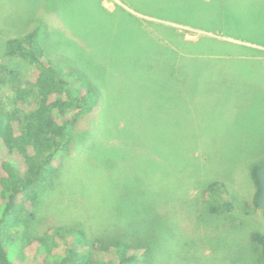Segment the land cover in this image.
Returning a JSON list of instances; mask_svg holds the SVG:
<instances>
[{"label": "rangeland", "instance_id": "obj_1", "mask_svg": "<svg viewBox=\"0 0 264 264\" xmlns=\"http://www.w3.org/2000/svg\"><path fill=\"white\" fill-rule=\"evenodd\" d=\"M36 24L51 34L56 62L73 65L70 54H82L106 91L94 132L77 137L60 180L41 189L29 234L75 223L109 230L118 216L150 235L152 264H258L250 231L262 218L250 167L264 158V62L176 57L169 77L171 63L152 43L158 34L143 25L201 37L189 48L202 57L212 36L264 51V0H0V44ZM8 95L0 87L3 102ZM211 180L235 196L233 212L213 215L201 204ZM146 188L157 192L150 208L133 205L131 194ZM41 247L17 238L8 255L41 264Z\"/></svg>", "mask_w": 264, "mask_h": 264}, {"label": "trees", "instance_id": "obj_2", "mask_svg": "<svg viewBox=\"0 0 264 264\" xmlns=\"http://www.w3.org/2000/svg\"><path fill=\"white\" fill-rule=\"evenodd\" d=\"M143 26L146 31L158 34L152 43L170 61L169 77L175 72L176 57L193 56L197 61L206 58L216 64L221 61L232 65L236 61L264 62L262 49L215 36L210 38L209 50L202 57L189 48L201 37L185 39L173 26L160 27L161 33L156 30L160 25L152 26L155 29ZM4 40L0 44V87L7 88L9 95L6 102L0 99V264H13L8 244L17 238H21L23 246H42L34 251L41 264H152L155 245L150 235L147 238L138 235L132 227L121 224L118 216L109 230L90 232L75 223L52 226L49 231L53 234H29L41 189L60 180L77 137L94 132L89 123L96 121L106 90L99 86L103 82L101 74L97 73L98 79H94V69L82 54H70L73 65L56 62L50 56L53 39L44 24H36L23 34ZM223 43L237 47L229 51L221 47ZM238 48L249 50V55H237ZM262 163L264 158L250 167L257 188L253 204L258 208L261 207L256 202L259 194L256 172ZM141 191L131 194V203L135 205L138 199L139 204L142 202L149 209L147 198L152 199L157 192L148 188ZM199 198L213 215L233 212L236 207L235 196L222 180L203 183ZM261 218V227L250 231L258 264H264V208Z\"/></svg>", "mask_w": 264, "mask_h": 264}, {"label": "water", "instance_id": "obj_3", "mask_svg": "<svg viewBox=\"0 0 264 264\" xmlns=\"http://www.w3.org/2000/svg\"><path fill=\"white\" fill-rule=\"evenodd\" d=\"M258 183H259V194L257 197V205L264 208V163H262L256 172Z\"/></svg>", "mask_w": 264, "mask_h": 264}]
</instances>
